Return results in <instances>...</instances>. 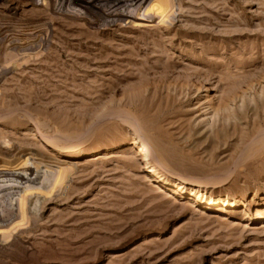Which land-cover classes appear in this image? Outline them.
Segmentation results:
<instances>
[{
    "label": "rangeland",
    "instance_id": "374dc122",
    "mask_svg": "<svg viewBox=\"0 0 264 264\" xmlns=\"http://www.w3.org/2000/svg\"><path fill=\"white\" fill-rule=\"evenodd\" d=\"M0 12V263L264 264V0Z\"/></svg>",
    "mask_w": 264,
    "mask_h": 264
},
{
    "label": "bare ground",
    "instance_id": "6f19581e",
    "mask_svg": "<svg viewBox=\"0 0 264 264\" xmlns=\"http://www.w3.org/2000/svg\"><path fill=\"white\" fill-rule=\"evenodd\" d=\"M4 2V1H3ZM6 2V1H5ZM5 6V5H4ZM12 8V7H11ZM58 8V11L59 12H63V11H65V7H56V9ZM57 11V10H56ZM136 143V141H134L133 142V144H135ZM135 146V145H134ZM136 147V146H135ZM142 147V146H141ZM55 152V151H54ZM57 153V152H56ZM61 154V153H60ZM77 155V154H76ZM65 157V156H64ZM140 158V157H139ZM138 159V158H137ZM139 160V159H138ZM142 162H145V161H147L148 159H147V156H146V154H143V156L141 157V159H140ZM90 161V160H89ZM91 161H95V159L94 160H91ZM143 165V164H142ZM150 169V168H149ZM157 176V175H156ZM1 190V192H0V213L1 212H3V214H5L6 215V213L8 212H5V208L7 207V206H1L2 205V203L5 205H9L10 204V207H11V204L12 205H14L13 204V201H14V199L9 195V194H7L6 193V190L5 189H0ZM2 191H3V193H2ZM181 191V190H180ZM195 198V197H194ZM7 199V200H6ZM18 199V198H17ZM6 202H8V203H6ZM14 203H17V202H14ZM17 205H18V203H17ZM25 205V204H24ZM22 206V205H21ZM19 207H20V205H19ZM24 207V206H23ZM7 209V208H6ZM17 209H18V207H17ZM20 209V208H19ZM22 209V208H21ZM10 211L11 210H9V213H10ZM229 211V210H228ZM12 212V211H11ZM197 212V211H196ZM7 215H8V213H7ZM10 215V214H9ZM12 217V216H11ZM12 219V218H11ZM11 219H10V221H11ZM223 220H226V219H224V218H222L221 219V221L223 222ZM6 222H7V220H6ZM5 223V222H4ZM3 220L2 221H0V231H1V233H2V230H3V228L1 227L3 224ZM4 226V225H3ZM22 230H24V229H22ZM21 230V231H22ZM20 231V230H19ZM20 231V232H21ZM23 232V231H22ZM9 236V235H8ZM12 237V236H11ZM14 238V237H13ZM32 238V236H28V237H26L25 239H31ZM9 239V238H8ZM10 241V240H9ZM6 243V242H5ZM4 243V244H5ZM23 243H25V241H23L22 239H20V237H15L14 238V244L12 245V246H17L18 244H22L23 245ZM27 243H28V241H27ZM143 243V242H142ZM144 243H146V242H144ZM3 243H1V245H2ZM6 245V244H5ZM140 245V244H139ZM145 245V244H144ZM11 246V245H10ZM11 246V247H12ZM10 247V248H11ZM4 248H6V246L4 247ZM12 249V248H11ZM135 249V248H134ZM136 250V249H135ZM140 250V249H139ZM2 251H5V252H7L8 250L7 249H3V248H1L0 247V252H2ZM11 251H13V250H11ZM18 251V250H17ZM133 251V250H132ZM10 252V251H9ZM16 253V252H15ZM22 253H23V256L22 257H20L21 255L20 254H17L16 256H15V259L20 263V264H30V260H29V258L27 257L28 255H29V253H28V255H27V251H25L24 250V248H23V250H22ZM5 253H3V255H4ZM7 254H8V252H7ZM1 255V254H0ZM11 255H12V253H11ZM5 256V255H4ZM3 256V257H4ZM13 256V255H12ZM14 257V256H13ZM9 258V257H8ZM11 258V257H10ZM19 258V259H18ZM3 260V259H2ZM5 260H7L8 261V259L6 258ZM4 260V261H5ZM10 260V259H9ZM33 262V261H32ZM31 262V263H32ZM3 263V261L0 263V264H2Z\"/></svg>",
    "mask_w": 264,
    "mask_h": 264
},
{
    "label": "built area",
    "instance_id": "2783aa9c",
    "mask_svg": "<svg viewBox=\"0 0 264 264\" xmlns=\"http://www.w3.org/2000/svg\"><path fill=\"white\" fill-rule=\"evenodd\" d=\"M1 13V12H0Z\"/></svg>",
    "mask_w": 264,
    "mask_h": 264
}]
</instances>
